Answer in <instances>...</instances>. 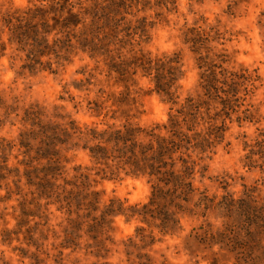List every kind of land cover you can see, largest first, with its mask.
Listing matches in <instances>:
<instances>
[{
  "label": "clouds",
  "instance_id": "1",
  "mask_svg": "<svg viewBox=\"0 0 264 264\" xmlns=\"http://www.w3.org/2000/svg\"><path fill=\"white\" fill-rule=\"evenodd\" d=\"M0 264H264V0H0Z\"/></svg>",
  "mask_w": 264,
  "mask_h": 264
},
{
  "label": "trees",
  "instance_id": "2",
  "mask_svg": "<svg viewBox=\"0 0 264 264\" xmlns=\"http://www.w3.org/2000/svg\"><path fill=\"white\" fill-rule=\"evenodd\" d=\"M39 156L41 157H48L50 156V149L46 146L43 152L38 153ZM56 171L55 167H50L47 170V174H53ZM27 175V173H26ZM163 179H174L171 176H165ZM160 196H163V193L159 194ZM241 215L245 221L248 223H253L257 220V213L255 210L249 209L247 206H242L241 208Z\"/></svg>",
  "mask_w": 264,
  "mask_h": 264
}]
</instances>
